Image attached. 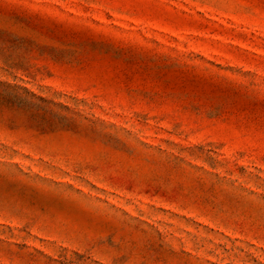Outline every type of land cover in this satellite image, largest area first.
<instances>
[{
  "label": "rangeland",
  "instance_id": "rangeland-1",
  "mask_svg": "<svg viewBox=\"0 0 264 264\" xmlns=\"http://www.w3.org/2000/svg\"><path fill=\"white\" fill-rule=\"evenodd\" d=\"M0 264H264V0H0Z\"/></svg>",
  "mask_w": 264,
  "mask_h": 264
}]
</instances>
